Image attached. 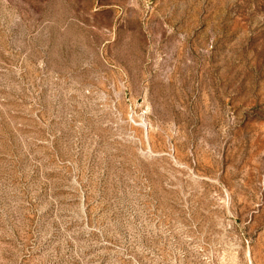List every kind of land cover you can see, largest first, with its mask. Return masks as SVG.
<instances>
[{"label":"rangeland","instance_id":"374dc122","mask_svg":"<svg viewBox=\"0 0 264 264\" xmlns=\"http://www.w3.org/2000/svg\"><path fill=\"white\" fill-rule=\"evenodd\" d=\"M0 264H264V0H0Z\"/></svg>","mask_w":264,"mask_h":264}]
</instances>
